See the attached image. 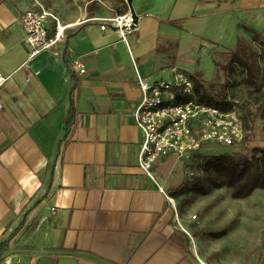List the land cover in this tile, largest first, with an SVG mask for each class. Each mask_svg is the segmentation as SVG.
<instances>
[{
    "label": "crops",
    "instance_id": "obj_1",
    "mask_svg": "<svg viewBox=\"0 0 264 264\" xmlns=\"http://www.w3.org/2000/svg\"><path fill=\"white\" fill-rule=\"evenodd\" d=\"M37 1L64 38L25 63L19 18L32 0H0V73L11 75L0 89V264H241L237 245L255 241L233 225L230 194L171 197L187 175L173 156L155 164L157 183L144 175L132 113L136 72L146 84L165 77L178 51L220 45L240 15L259 31L264 0H132L126 42L100 29L130 13L126 0Z\"/></svg>",
    "mask_w": 264,
    "mask_h": 264
},
{
    "label": "built area",
    "instance_id": "obj_2",
    "mask_svg": "<svg viewBox=\"0 0 264 264\" xmlns=\"http://www.w3.org/2000/svg\"><path fill=\"white\" fill-rule=\"evenodd\" d=\"M55 22V32L49 37L47 19ZM28 54L25 63L42 53L56 50L64 35L57 19L44 10L37 0H32L19 18ZM107 25L114 29L123 41L136 30L130 13L115 15L102 21L100 29ZM74 65L84 73V65L76 60ZM165 77L146 84L136 72V84L141 92L140 101L132 116L140 133L137 165L153 182L157 183L154 166L163 158L173 156L182 163H189L194 155L211 145L234 147L244 138L243 116L239 105L222 110L214 105L199 102L195 85L187 72L175 66L162 71ZM11 75L0 73V89L9 82ZM1 108V104H0ZM188 177L193 170L186 169ZM159 189L163 192L162 187ZM180 227V226H179Z\"/></svg>",
    "mask_w": 264,
    "mask_h": 264
},
{
    "label": "rangeland",
    "instance_id": "obj_3",
    "mask_svg": "<svg viewBox=\"0 0 264 264\" xmlns=\"http://www.w3.org/2000/svg\"><path fill=\"white\" fill-rule=\"evenodd\" d=\"M236 21L237 27L228 30L223 37V44V41L217 45L210 40L195 39L192 46L178 51L176 55L177 68L187 72L190 77H197L206 87L213 85L214 97L225 92L229 101L239 105L243 116L244 138L241 144L234 147L214 144L203 149L201 155L221 152L249 154L253 148L264 149V27L257 31L258 37H254L252 31L247 30L251 28L244 16H238ZM52 35L49 33V37ZM238 40H242L256 53L257 67L253 79L237 66H230L231 53ZM191 170L194 173L191 177L202 176L197 166ZM223 190L222 193L230 194L228 188ZM233 202L237 204L235 215L241 216L240 222L236 220L233 225L240 223L242 237H252V241H255L250 251V245L242 238L244 240L237 245L236 254L240 255L241 264H264V189L255 190L244 199L228 196L225 204L230 207Z\"/></svg>",
    "mask_w": 264,
    "mask_h": 264
},
{
    "label": "trees",
    "instance_id": "obj_4",
    "mask_svg": "<svg viewBox=\"0 0 264 264\" xmlns=\"http://www.w3.org/2000/svg\"><path fill=\"white\" fill-rule=\"evenodd\" d=\"M247 30L252 31L254 37H258L259 33L251 29ZM67 37L70 38L71 35ZM255 54L242 40H238L231 53L230 66H237L250 79H253L257 67ZM191 78L199 102L214 105L222 110L231 108L232 104L225 92L214 97L213 85L209 84L206 87L197 77L191 76ZM194 166H197L202 176L188 177L186 175L182 183L171 191V197L189 193L206 196L213 190L228 188L232 199H244L252 195L255 190L264 189V149L261 148H253L249 154L221 152L201 155L198 153L189 163H184L185 170L192 169ZM224 235L225 231H221L212 234V237L220 238ZM6 247V241L0 243V260Z\"/></svg>",
    "mask_w": 264,
    "mask_h": 264
},
{
    "label": "water",
    "instance_id": "obj_5",
    "mask_svg": "<svg viewBox=\"0 0 264 264\" xmlns=\"http://www.w3.org/2000/svg\"><path fill=\"white\" fill-rule=\"evenodd\" d=\"M126 3H127L128 8H129L131 19H132L133 23L137 24L138 18H137L136 14L133 11L132 0H126Z\"/></svg>",
    "mask_w": 264,
    "mask_h": 264
}]
</instances>
